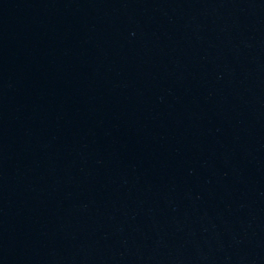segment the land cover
Instances as JSON below:
<instances>
[{
	"label": "water",
	"instance_id": "1",
	"mask_svg": "<svg viewBox=\"0 0 264 264\" xmlns=\"http://www.w3.org/2000/svg\"><path fill=\"white\" fill-rule=\"evenodd\" d=\"M0 264H264V0H0Z\"/></svg>",
	"mask_w": 264,
	"mask_h": 264
}]
</instances>
